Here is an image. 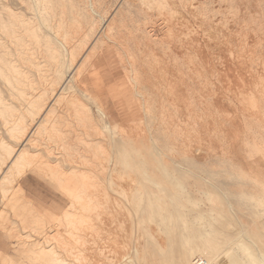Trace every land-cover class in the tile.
I'll list each match as a JSON object with an SVG mask.
<instances>
[{
    "label": "bare ground",
    "instance_id": "6f19581e",
    "mask_svg": "<svg viewBox=\"0 0 264 264\" xmlns=\"http://www.w3.org/2000/svg\"><path fill=\"white\" fill-rule=\"evenodd\" d=\"M85 1L0 0V235L14 246L0 264H264V183L245 194L255 219L243 222L221 182L176 160L189 120L172 115L166 69L141 50L146 27L124 29L116 8L98 32ZM146 1L172 21L194 0ZM29 174L66 207L30 198Z\"/></svg>",
    "mask_w": 264,
    "mask_h": 264
},
{
    "label": "rangeland",
    "instance_id": "374dc122",
    "mask_svg": "<svg viewBox=\"0 0 264 264\" xmlns=\"http://www.w3.org/2000/svg\"><path fill=\"white\" fill-rule=\"evenodd\" d=\"M99 1V6L95 0L84 2L98 32L103 31L102 16L116 8H120L124 29L133 30L137 24L147 28L144 30L148 31L151 41L142 44L141 50L148 58L153 53L157 55L155 60L166 69L165 77L173 85L172 97H169L172 115L179 121L189 120L188 126L181 125L188 136L175 139L180 148L189 151V156L176 153V160L221 182L230 193L241 221L252 223L255 218L251 216L252 207L245 194L256 190V181L264 183V161L259 164L262 159L254 150L256 143L264 142V0H194L191 12L183 9L182 17H174L172 21L166 16H157L144 0ZM145 18L151 22L143 26ZM249 54L254 58L249 59ZM147 62L142 71L154 82L159 75L151 73L153 60ZM177 68L180 71L174 73ZM187 101L189 107L185 106ZM91 108L96 118V108ZM149 125L154 129L157 126L156 122ZM43 146L38 150H43ZM21 180L30 198L45 206L54 202L61 208L66 207L64 198L36 176L29 174ZM254 196L256 211L261 217L258 221H263L264 193L256 190ZM3 241L5 245L0 244V249L13 253L10 248L13 239ZM111 244L113 252L119 251L123 242ZM90 252L87 253H95Z\"/></svg>",
    "mask_w": 264,
    "mask_h": 264
},
{
    "label": "crops",
    "instance_id": "0c3cea01",
    "mask_svg": "<svg viewBox=\"0 0 264 264\" xmlns=\"http://www.w3.org/2000/svg\"><path fill=\"white\" fill-rule=\"evenodd\" d=\"M22 181V180H21ZM21 181H20V184H21ZM21 186L24 188V190H27L26 189V187H25V183L23 184H21ZM43 204V203H42ZM53 204H54V202L53 203H51V205L50 206H45L44 204V207H45V209H50V210H52L53 209ZM63 208H61V210H62ZM60 210V211H61ZM4 238L0 235V244H3V245H5L4 243ZM3 241V242H2ZM7 246V245H6ZM8 247V246H7ZM12 250H13V248H14V246L12 245V243H11V247H10ZM0 253L2 254V255H8L9 253H7V252H5V251H2L1 249H0ZM11 254H13V253H11ZM11 254H9V255H11Z\"/></svg>",
    "mask_w": 264,
    "mask_h": 264
}]
</instances>
